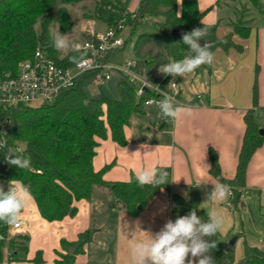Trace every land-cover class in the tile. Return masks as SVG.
I'll return each mask as SVG.
<instances>
[{
    "label": "crops",
    "instance_id": "1",
    "mask_svg": "<svg viewBox=\"0 0 264 264\" xmlns=\"http://www.w3.org/2000/svg\"><path fill=\"white\" fill-rule=\"evenodd\" d=\"M139 1L121 0L129 11H135ZM197 1L204 16L203 25L195 28L206 29L205 40H212L213 31L221 39L239 26L248 27V34L243 37L234 33L236 46L212 48L213 62L183 77L173 78L159 72V66L174 60L168 49L156 57L152 65L143 69L146 78L173 94L175 103L185 111L172 121L160 114L156 104L144 105L143 112L134 113L130 125L125 127L128 143L121 146L110 137L99 139L93 161L96 170L112 163L104 174L108 182L129 181L143 168L166 172L161 190L140 208L138 214L132 215L109 183L94 185L89 199L75 203L77 211L73 216L56 221L44 219L30 197L27 208L20 214L23 227L18 230L9 227V236L16 231L30 235L28 252L18 253L12 259L8 238L0 236V264H33L31 259L38 250L43 252L45 264H55L61 240L76 241L87 230L90 231L89 240L73 264H132V243L147 239L145 232H158L168 220L184 216L174 210L173 195L187 200L194 188L199 192L201 210L206 213L215 210L222 218L219 233L233 251L236 262L244 256L245 243L264 251V140L247 163L244 185H233L240 190L238 208L229 206L230 193L223 200H208L215 185L223 184L210 173V149L217 154L222 175L235 180L247 110H254L264 130V0H258L257 5L251 0ZM79 5L83 6H76V15L71 13L78 26L71 37L78 47L86 39L78 42L79 33L83 31L85 36L89 35L80 26L82 9L87 5L93 12L96 2L87 0ZM88 22L93 23L92 20ZM93 26L97 32H103L108 24L100 20ZM122 80L120 75L116 81L120 87ZM172 82L176 83L175 87L171 86ZM121 91L126 93L123 88ZM136 222L144 232L137 231L132 237Z\"/></svg>",
    "mask_w": 264,
    "mask_h": 264
},
{
    "label": "trees",
    "instance_id": "2",
    "mask_svg": "<svg viewBox=\"0 0 264 264\" xmlns=\"http://www.w3.org/2000/svg\"><path fill=\"white\" fill-rule=\"evenodd\" d=\"M84 0H0V74L11 71L16 73L20 61L32 58L37 48H42L55 62L62 66L74 65L85 55L82 49L61 53L53 47L50 26L57 23L61 33L72 31L75 19L67 5ZM96 6L93 15L108 26L125 18L134 28L149 18H160L157 22L158 32L154 38L168 40V53L174 60L183 59L189 48L182 42V34L189 29L203 25L204 12L199 10L197 0H140L135 11H129L121 0H94ZM255 5L258 0H251ZM39 27V29L37 28ZM176 29L177 34L172 31ZM248 27L239 26L233 32L219 39L214 31L211 49L216 46L229 48L236 46L234 33L243 37L248 34ZM247 30V33L245 32ZM180 34V35H179ZM89 35L86 36V38ZM140 36H149L143 33ZM210 49V50H211ZM92 74L80 78L74 86L63 89L50 103L41 106L21 108L0 107V115L8 123L6 132L0 130V184L16 180L28 186L40 215L47 221L62 220L73 216L77 208L75 203L89 199L94 185L109 183L113 193L126 204L130 214L140 212L163 185L139 186L136 178L129 181H112L104 179L105 172L112 166L105 165L96 170L93 164L100 144L99 139L110 137L121 146L128 143L125 127L130 125L134 113L143 112L145 100L155 95L146 89L137 97L134 89L126 81L121 85L131 92V97L121 91L118 99L109 96L89 97L83 88ZM257 88L254 86L256 103ZM245 132L239 152L235 180L222 175L216 152L210 149V173L232 190L231 202L238 208L240 190L245 183L246 167L252 154L262 145L264 130L256 119L253 109L244 115ZM8 147H15L22 156L31 160L30 168L20 169L5 162L4 153ZM39 171V172H38ZM176 202L174 210L187 215L192 209L204 220L206 212L199 206V192L194 188L189 199L173 195ZM0 236L8 238V248L12 259L18 253L26 254L30 235L16 232L9 236V225L0 222ZM90 231L82 232L73 242L61 240V250H57L55 264H73L78 253L84 251ZM217 246L210 255L215 264H264V251L248 243L244 245V256L235 261L233 251L219 233L211 237ZM75 247L74 252L69 248ZM33 264H45L43 252L38 250L31 259Z\"/></svg>",
    "mask_w": 264,
    "mask_h": 264
},
{
    "label": "clouds",
    "instance_id": "3",
    "mask_svg": "<svg viewBox=\"0 0 264 264\" xmlns=\"http://www.w3.org/2000/svg\"><path fill=\"white\" fill-rule=\"evenodd\" d=\"M50 35L53 47L61 53L78 48V45L71 40V34L61 33L59 27L52 28ZM206 35L207 31L204 27L182 34V42L189 48L188 54L181 60H170L169 63L159 66V72L173 78L183 77L204 64H211L214 60V53L210 50L211 43L206 42L203 46L199 43L201 40L207 41L204 39ZM73 59L78 68L88 66V61L83 57L79 61ZM156 87L163 97L157 102L160 114L166 119L177 120L185 111L184 107L177 105L172 95ZM4 159L9 165L20 169L31 166L30 158L20 155L15 147L7 148ZM166 176V172L143 168L137 173L136 181L141 187L145 185L156 187L165 184ZM229 193L230 189L227 185L218 184L215 185L208 200H223ZM184 195L187 197V193ZM30 197L29 187L19 181H9L7 190L0 184V222L9 226L16 225L21 212L27 208ZM207 215L208 219L204 220L197 215L196 209H192L187 215L177 217L174 221L168 220L154 234L145 232L148 233L147 239L132 243V264H215L210 253L216 248L217 243L211 237L221 230L223 220L215 210L209 211ZM136 223L137 228L131 233L132 237L137 231H141L139 222Z\"/></svg>",
    "mask_w": 264,
    "mask_h": 264
},
{
    "label": "built area",
    "instance_id": "4",
    "mask_svg": "<svg viewBox=\"0 0 264 264\" xmlns=\"http://www.w3.org/2000/svg\"><path fill=\"white\" fill-rule=\"evenodd\" d=\"M127 26H129L128 20L123 18L116 24L108 26L103 32H97L93 24L88 22L89 36L78 47L84 51L85 55L82 57L88 61V66L83 68H78L76 62L72 66L59 65L47 51L37 48L32 58L20 61L16 73L8 71L0 74V107L41 106L52 102L63 89L74 86L86 74H92L91 78L94 82L102 83L112 78L113 70H117L122 79L133 87L137 97L142 96L146 89L154 92L155 95L145 100L144 105H157L163 97L156 86L161 91H167L150 80L137 76L131 70L134 66L133 61H125L118 67L108 62L109 54L125 45L122 32ZM79 60L80 58L77 61ZM171 86L175 87L176 83L174 82ZM7 129L8 123L0 115V130L4 133ZM230 194L232 196L231 189ZM229 206L235 208L231 201ZM23 225V220L19 219L16 225L10 227L18 230Z\"/></svg>",
    "mask_w": 264,
    "mask_h": 264
},
{
    "label": "rangeland",
    "instance_id": "5",
    "mask_svg": "<svg viewBox=\"0 0 264 264\" xmlns=\"http://www.w3.org/2000/svg\"><path fill=\"white\" fill-rule=\"evenodd\" d=\"M87 1V0H84ZM92 2V0H89ZM83 1L76 3V4H68L67 8L73 15H76L75 13L78 12L75 10L76 6L82 7L81 4ZM83 15H82V22L80 24L81 27L86 29L87 21L92 20V24H96L97 22H100L101 19L97 18L96 15H93L92 8L85 5L82 9ZM71 14V15H72ZM72 15V16H73ZM74 18V17H73ZM160 20V18H149L145 21L140 22L131 33V27L127 26L124 31L122 32V36L125 39V45L119 49L113 50L109 56H108V62L116 67L122 66L125 61H133L134 66L131 68V70L140 78L142 79H148L146 71L143 69H146V67L149 65H152L155 62V58L161 55L168 49V40L165 38H154V37H147V36H140L143 32L148 33H157L158 26L157 22ZM54 27H58L57 23H52L50 26V30ZM39 29V27L37 26ZM78 26H74L72 31L68 32L70 34H74L77 31ZM87 36V35H86ZM81 31L78 35L77 41H83L86 37ZM71 40L73 41L74 39ZM79 49V48H77ZM69 52V51H68ZM67 52V53H68ZM146 61H150L148 64ZM159 62V60H158ZM157 64H160L158 63ZM120 76L119 72L117 70H113L112 72V78L106 82L97 83L94 82L93 79H88L84 82L83 87L85 91L87 92L88 96L90 97H100V96H110V97H116L120 98L121 96V90L122 88L125 90L126 94L131 97V92L125 88V86H118L116 83L117 78ZM125 81V80H122ZM134 86V85H133ZM156 106V105H155ZM2 185L4 186L5 190L8 187V182H3ZM10 227V226H9ZM19 232V231H16ZM14 232V233H16ZM13 233V234H14ZM8 245V241H7ZM9 249V248H8Z\"/></svg>",
    "mask_w": 264,
    "mask_h": 264
},
{
    "label": "water",
    "instance_id": "6",
    "mask_svg": "<svg viewBox=\"0 0 264 264\" xmlns=\"http://www.w3.org/2000/svg\"><path fill=\"white\" fill-rule=\"evenodd\" d=\"M172 33H173L174 35L177 34V30L174 29V30L172 31ZM179 35H180V34H179ZM206 42H208V43H213L212 40H207V41L201 40V41H199V43L201 44V46H203ZM141 207H142V206L140 205L139 208H141ZM75 250H76L75 247H70V248H69V251H70V252H74Z\"/></svg>",
    "mask_w": 264,
    "mask_h": 264
}]
</instances>
